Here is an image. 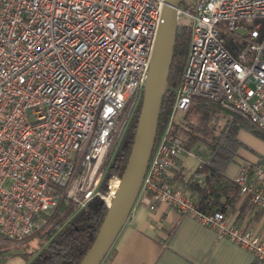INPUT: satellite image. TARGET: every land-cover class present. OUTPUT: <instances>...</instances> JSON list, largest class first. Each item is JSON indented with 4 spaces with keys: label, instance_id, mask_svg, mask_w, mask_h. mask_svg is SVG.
Listing matches in <instances>:
<instances>
[{
    "label": "built area",
    "instance_id": "2783aa9c",
    "mask_svg": "<svg viewBox=\"0 0 264 264\" xmlns=\"http://www.w3.org/2000/svg\"><path fill=\"white\" fill-rule=\"evenodd\" d=\"M163 3L0 0V251L31 236L42 214L48 222L94 198L111 203L120 175L107 172L142 99ZM177 26L189 34L184 65L139 193L264 264L260 235L172 183L177 157L193 153L179 126L194 99L264 134V0H182ZM232 180L264 209L263 162L241 161Z\"/></svg>",
    "mask_w": 264,
    "mask_h": 264
},
{
    "label": "trees",
    "instance_id": "16d2710c",
    "mask_svg": "<svg viewBox=\"0 0 264 264\" xmlns=\"http://www.w3.org/2000/svg\"><path fill=\"white\" fill-rule=\"evenodd\" d=\"M188 35L185 26H177L167 87L158 117L157 136L171 109L174 87L184 65ZM231 39L232 36L228 38V45ZM140 107L141 101L114 154L107 175H120L125 166ZM241 127L250 128L238 115L230 114L202 99H194L184 114V123L179 126L184 147L190 150L194 146L203 145L209 150L208 158L194 171L202 176V180L190 183L202 210L218 209L225 212L228 206L233 207L238 198L237 186L225 171L237 156L238 149L246 146L237 136ZM252 131L264 137L263 133ZM106 211V204L99 198H94L81 209H68L39 233L40 244L37 249L22 252L25 264H78L92 243ZM251 264H257V261Z\"/></svg>",
    "mask_w": 264,
    "mask_h": 264
},
{
    "label": "crops",
    "instance_id": "0c3cea01",
    "mask_svg": "<svg viewBox=\"0 0 264 264\" xmlns=\"http://www.w3.org/2000/svg\"><path fill=\"white\" fill-rule=\"evenodd\" d=\"M242 132L249 134L247 139L245 135L240 137ZM237 136L246 146L238 149L237 156L226 168L231 178L243 160L264 163V146L260 142L264 137L247 127H241ZM190 150L192 154L184 152L177 157L172 183L182 186L186 194L194 195L196 192L190 183L202 180L194 171L208 158L209 150L203 145ZM224 213L235 225L253 230L264 239V209H256L248 198L238 197ZM19 252H12L11 247L0 252L1 264H25ZM254 261L252 252L218 236L211 227L176 208L157 203L150 209L147 195L141 192L99 264H251Z\"/></svg>",
    "mask_w": 264,
    "mask_h": 264
},
{
    "label": "water",
    "instance_id": "95a60500",
    "mask_svg": "<svg viewBox=\"0 0 264 264\" xmlns=\"http://www.w3.org/2000/svg\"><path fill=\"white\" fill-rule=\"evenodd\" d=\"M182 0H164L133 141L119 187L107 206L98 231L78 264H99L125 222L137 196L157 134L158 117L172 62L177 29V8Z\"/></svg>",
    "mask_w": 264,
    "mask_h": 264
},
{
    "label": "rangeland",
    "instance_id": "374dc122",
    "mask_svg": "<svg viewBox=\"0 0 264 264\" xmlns=\"http://www.w3.org/2000/svg\"><path fill=\"white\" fill-rule=\"evenodd\" d=\"M181 116V113H177L176 114V117H180ZM240 137L244 136L245 135V138L247 139L248 135L249 134H245V132H242L239 134ZM258 139V138H257ZM247 142L249 144H251L249 142V140H247ZM260 142L262 143V145L264 146V140H261L260 139ZM64 214L62 213H55L52 217H51V220H49L47 222V218H45V215L42 214L40 217H38L36 220H37V224H36V229L34 230L33 234L31 236H29L28 238H26L22 243H20L19 245L17 246H13L11 247L12 249V252H15V251H21L19 253H22L23 251H31V250H35L39 247V244H40V236H39V233L44 230L46 228V226L50 223V222H53L56 218L58 217H61L63 216ZM6 249H3L1 250L0 252H5ZM8 256V255H6Z\"/></svg>",
    "mask_w": 264,
    "mask_h": 264
},
{
    "label": "flooded vegetation",
    "instance_id": "af4514ba",
    "mask_svg": "<svg viewBox=\"0 0 264 264\" xmlns=\"http://www.w3.org/2000/svg\"><path fill=\"white\" fill-rule=\"evenodd\" d=\"M127 132V131H126Z\"/></svg>",
    "mask_w": 264,
    "mask_h": 264
}]
</instances>
